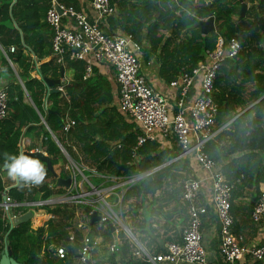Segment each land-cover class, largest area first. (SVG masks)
I'll return each mask as SVG.
<instances>
[{"label": "trees", "instance_id": "1", "mask_svg": "<svg viewBox=\"0 0 264 264\" xmlns=\"http://www.w3.org/2000/svg\"><path fill=\"white\" fill-rule=\"evenodd\" d=\"M48 1L0 0V46L8 60L16 64V74L21 81L14 78L6 84L7 111L0 119V168L3 167V154H17L20 136L29 131L35 133L37 139L41 138L42 150L51 164L61 158L59 148L40 122L41 114L69 156L76 159L79 155L81 163L96 173L130 175L157 166L154 171L127 186L121 202L134 196L144 197L159 192L165 202L177 203L184 216V206L176 200L182 182L192 177L188 174L186 160L175 158L178 150L168 151L157 141H145L140 146H134L136 123L111 103L114 98L111 86L108 80L102 78L95 63L92 65V75L82 79L85 64L82 59H68L64 55L62 63L54 61L50 48L51 32L44 21ZM58 1L76 10L83 6V1L79 0ZM196 1L177 0L175 4L172 0H111L113 4H118L119 9L120 6L125 9L123 15L118 12L119 29L131 34L139 43L141 39L146 40L143 53L156 54L159 60L158 74L166 81L173 78L181 66L190 67L200 60L205 49L214 47L217 35L237 39L239 50L233 57L223 60L217 73L224 62H232L233 75L240 77L239 84L234 83L233 86L251 83V89L241 101L231 95L222 96L212 92L217 104L214 122L219 129L204 143L203 149L211 158L219 161L220 172L233 186L236 178L256 186L258 182H264V131L260 126V122H264V0L249 4L242 17H239L238 0ZM206 8L213 15L214 30L201 34L198 22L207 17ZM10 44L14 46L13 51L6 50ZM4 63L10 71L7 61ZM61 66L63 72L70 69L72 73L68 81L61 83L66 97L60 91L50 92L44 108L46 86L42 78H58ZM23 88L31 103L23 99ZM245 102L252 103L241 112L231 111L235 105ZM63 115L73 120V125L64 134L61 132ZM237 151L241 154L230 156ZM123 163L129 164L126 170H118L116 164ZM46 172V177L51 178L52 173L47 169ZM58 176L65 178L67 174L59 170ZM93 178L100 179L91 176L93 182ZM52 180L55 181L53 177ZM2 189L0 178V192ZM64 189L63 186L50 188L45 183L22 189L16 182L7 189V193L14 201L22 202L37 198V193H40L38 198L43 200ZM42 208V217H29L8 230L0 209V250L2 234L6 232L12 256L22 264H51L56 259L54 247L59 245L65 248L62 264H78L80 260L76 258V250L79 234L74 232L72 244L67 241V220L72 215L70 206L61 203L44 205ZM49 214L53 217H49ZM104 233H110L108 226ZM88 234L93 237L94 233L89 231ZM131 247V243L123 240L118 249L111 252L107 263L120 264L114 260L118 253L121 262L137 264L129 257ZM252 264L262 263L253 260Z\"/></svg>", "mask_w": 264, "mask_h": 264}, {"label": "built area", "instance_id": "2", "mask_svg": "<svg viewBox=\"0 0 264 264\" xmlns=\"http://www.w3.org/2000/svg\"><path fill=\"white\" fill-rule=\"evenodd\" d=\"M93 15H88L83 10L65 6L58 0H49L44 12V21L50 32V48L54 61L62 63L63 56L68 59H82L85 64L82 79H86L92 72V65L103 62L112 67L117 83L116 107L126 117L137 125L135 147L146 140L156 139L157 134H172L179 145V153L175 158L187 152L192 153L195 161L206 173L210 181V204L214 210L218 223V255L226 264H236L245 257L252 261L264 263V243L247 245L243 243V236L231 229L232 215L230 212V195L233 183L226 180L219 170L217 162L203 149L204 143L219 129L215 126L214 117L217 104L213 99L214 80L219 65L226 57H233L240 48L239 42L233 36L225 38L217 35L212 49H205L202 58L192 67L182 69L168 82L169 88L174 89L175 98L173 106L169 107L165 95L150 87L140 72L138 64L139 45L131 34L120 32L107 34L99 26V21L115 14V6L111 0H89ZM173 1V0H172ZM176 2V1H174ZM12 44L6 47L13 51ZM3 54L4 50L0 49ZM6 56V55H5ZM7 59V58H6ZM9 62V60L7 59ZM10 63V62H9ZM197 84V93L189 100H185L190 89ZM62 90L61 84L55 86ZM6 86L0 87V119L7 111ZM73 125V120L67 115L61 118V130L66 132ZM53 141L63 154V171L69 178L65 188V197L54 196L46 199L35 198L29 201H14L3 187L0 193V209L5 224H7L8 210L18 205L29 209L33 214L35 210H43L42 206L53 204L54 200L72 198L73 203L83 206L77 219L72 215L67 220V241L72 244L75 231L79 234L76 253L80 261H89L91 253L98 244L95 238L88 235L89 214L95 211L98 221L107 225L110 222L120 223L128 235L126 239L132 244L131 252L136 257L151 262H167L168 264H205L206 251L202 244L200 222L207 206L197 200L201 179L191 177L185 179L180 187L179 200L186 213V222L182 227L179 239L163 243L160 251L147 252L138 242L131 230L123 223L122 194L127 186L136 183L148 174V171L135 172L130 175H102L96 173L81 163L80 156L76 159L69 156L65 148L54 136ZM75 151V148L72 147ZM22 149L18 150V153ZM45 154V152L42 150ZM84 169L88 171L85 174ZM90 176L99 177V180L109 181L102 186V182L91 181ZM55 180V178H54ZM47 187H52L53 182L45 178ZM38 187V186H33ZM116 187L119 191L115 192ZM27 188V187H25ZM109 193L114 195L111 205L104 198ZM113 205L117 209H113ZM36 206V208H32ZM87 208V211H85ZM25 209V210H26ZM20 212L17 213V215ZM13 215H16L13 213ZM250 219L257 224H264V188L259 193L250 210ZM49 217H53L49 214ZM8 230V229H7ZM115 233L118 230L114 229ZM115 241V242H114ZM122 240L118 237L107 245L109 252L116 251ZM54 254L63 257L65 248L62 245L54 247Z\"/></svg>", "mask_w": 264, "mask_h": 264}, {"label": "crops", "instance_id": "3", "mask_svg": "<svg viewBox=\"0 0 264 264\" xmlns=\"http://www.w3.org/2000/svg\"><path fill=\"white\" fill-rule=\"evenodd\" d=\"M79 1H83V6H82L81 10H83L85 13H87L90 16L93 15V11L90 9V6H89L90 1L89 0L88 1L87 0H79ZM126 1L136 2L139 0H126ZM174 1H176V2H174ZM193 1L197 2L196 0H193ZM203 1H207V0H203ZM243 1L246 3V8L249 4H253L256 2V0H243ZM173 3L177 4V0H173ZM114 6H115V14L113 16H110L109 18L102 19L99 21L100 28L107 34H117V33L122 32L119 29V22H118L119 17H117V16H118L119 11L123 15L125 9L122 6H120V9H119L117 3L116 4L114 3ZM155 15H157V13ZM204 19H202V20H204ZM213 24H214V21H213ZM137 43L139 45V53H138L137 60H138L140 72H142V74L144 75L146 83L150 87L162 92L165 95L168 106L172 107L173 106V100L175 98V91H174V89L169 88V86H168L169 80L168 81L164 80L158 74L159 60H158L156 54L149 53V54L145 55L143 53V47H145L147 44L145 39H141V42L140 43L137 42ZM0 49H1V46H0ZM6 58L7 57L0 50V87L6 86V84L14 78L21 83L20 79L18 78V76L16 74V69H17L16 64L12 63L11 61H9L10 62L9 63L7 61L8 58L7 59ZM5 61H7L8 65L10 67V71L7 70L5 63H4ZM94 66L101 72L102 78H105L106 80L109 81V84L111 86V91H112L113 96H114V98L111 100V103L114 104V106L116 107V104H117V97H116V95H117V83H116L115 78H114V71H113L112 67L103 63V62H97V63L95 62ZM190 67H192V66H190ZM187 68H189V67L186 65L181 66L179 71L177 72V74L182 69H187ZM233 68H234V63H232V62H229V63L224 62L223 63L222 68L217 73L218 76H217V80H216V83L214 86L213 93L214 94L218 93L219 95H222V96L223 95L224 96L231 95V97L234 96V98L237 99V101H241L242 99L244 100L246 98L247 91L249 89H251V83H240V85H238V87H234L233 86L234 83L239 84V78L240 77H235V75H233V71H232ZM6 73H8V74H6ZM10 74L12 75V77L9 80L8 76H11ZM71 74H72L71 70L68 69V70L63 72V76L60 79L63 82H66L71 78ZM91 75H92V72L89 75V77ZM89 77H87V78H89ZM54 88H55V86H54ZM197 89H198V86H197V84H195L190 89V91L188 92L185 100L189 101L197 93ZM56 91H59V90L56 89ZM60 92L65 96L64 89H62ZM47 94L48 93L46 90L45 95L43 97V107L44 108L46 107L45 101H46ZM23 95H24L23 99L25 101H28L29 103H31L29 96L27 95V92L24 90V88H23ZM255 101H253V102H255ZM251 103L249 102L246 104V102H245V104H243V105L237 104L232 108L233 110H231V111L237 112V113L241 112L244 109H246ZM39 118H40V122L42 123L43 127L47 130L50 138L53 140V137L54 136L56 137L55 133L52 132L47 127V125L45 124L41 114H39ZM128 119H130V118H128ZM229 121H227V122H229ZM260 126L263 127V131H264V122H260ZM136 127H137V125H136ZM137 131H138V129H137ZM61 132L63 134L65 133L62 130H61ZM146 141H157L160 143L162 148H166V149H168V151H176V150L179 151V145L176 142L175 136L172 134H169V133L165 134V135H160L158 133L156 136V139L146 140ZM37 142H38V139H37L35 133H33L32 131L24 132L19 138L18 150L22 149V150L32 151L33 149H35ZM72 147H74V146H72ZM240 154H241V152L237 151V152L230 154V156H237ZM61 155L63 157L62 153H61ZM230 156H226V157L228 158ZM180 157L185 159L187 162L188 174L191 175L192 177H197V178L201 179L200 189L198 191V199H199V202H201V203L204 202L207 204L206 212L204 215H202L201 222H200V229H201V234H202V244H203L204 249L206 251V263L205 264H226L219 257L218 250H217L218 223H217V220L215 217L214 210L210 204V195H211L210 194V181L206 177V173L200 168L198 163L195 161L192 153L187 152L185 154L180 155ZM58 161L55 164H51L52 168L54 166H57V165H58V167L61 168V166H59V164H58ZM216 162H217V164L219 163V161H216ZM44 166H45V164H44ZM58 167H57V170H54V168H53V170L55 171L57 176H58L59 170H61V169L58 170ZM180 172L182 173L183 170H181ZM52 177H54L53 174H52ZM0 178H1V181L3 184V187H6L7 189L9 187L14 186L16 183V181H13L11 178L8 177L7 171H5L4 167L0 168ZM51 178L47 177V179H49L50 181L53 182L52 187L58 186L56 184V180L53 181ZM236 179L237 180L234 181V186L232 189V194H231V199H230L231 209H232L230 211L231 215H232L231 229L233 232L239 233L243 236V243L244 244H247V245L263 244L264 243V224L260 225V224L252 222L250 219V216H249V211L251 209V203H253L252 201H255V199H256L255 195L259 193L260 189L264 188V182H258V184H256V186H255L252 183L249 184L248 181H242L241 178H236ZM96 181L102 182V183L104 182L103 180H96ZM59 186H61V185H59ZM115 192H116V190H115ZM64 193H65V189L63 190V194ZM156 193L159 194V192H156ZM156 193L153 194L156 197H155V200L153 201V203H151V204L147 203V199L150 198V195L143 197L144 201L142 203H139V204L143 205V206H141V216L138 215L139 213H137V211L135 209V211H134L136 213L135 216L136 215L139 216L138 217L139 220L131 222L134 225V227L137 229V231L139 232V236L143 240L140 239V241H139L137 238L136 239L141 244V246L149 253H152L153 251H160L163 247V243H165L167 241L178 240L180 231L186 222V213L184 216L182 215V213H180V210L178 209L179 206L177 203L165 202L163 200L164 197L162 196L160 198L159 196H161V194L158 196V194H156ZM39 194L40 193H37V195H36L37 198L39 197ZM52 195L53 194H51L50 196H52ZM176 202H180L179 195L177 197ZM63 203H67V202H63ZM56 204H61V202L55 203L53 205H56ZM144 205H146V206H144ZM46 206H52V205H46ZM25 209L24 208L23 209H21V208L12 209V212L17 215L18 212H20V214L23 213L25 211ZM36 212H41V210L37 209V210H35V213ZM184 212H185V209H184ZM34 214L32 213L31 217L35 216ZM38 217L39 216H36V218H38ZM1 218L3 219L2 215H1ZM3 223H4V226L6 227L4 220H3ZM90 227H92V225H90ZM90 227L88 228L89 230H90ZM113 228L116 229L115 226H113ZM89 230H87L88 233H89ZM110 233H111L110 235H112L111 239L115 240L118 237V235H117V237L115 236L117 234V232L115 233L114 230ZM88 235L90 236V234H88ZM92 236L93 237H91V236L90 237L95 238L97 240L98 244L95 246L94 250L92 251L91 257L89 258L88 263L89 264H107V261H104V260L109 258L111 252L108 253L106 250L103 251L101 249V248L104 249V245L102 244L103 239L99 235L93 234ZM3 237L6 239V232H4L2 234V238H1L2 245H3ZM153 253H155V252H153ZM117 254L114 256V260L116 259L120 264H126L125 262H121V259L118 258L119 255H117ZM54 256H56V259L51 264H62V260H61L62 257H58L55 254H54ZM129 257L134 259L135 261H137V264H168L167 262H164V261L154 263V262H151L149 260L146 261L142 258L136 257L135 255L132 254L131 249L129 251ZM76 258H78L77 254H76ZM15 260H17V259H15ZM81 262L82 261H79L78 264H82ZM252 262L253 261L249 257H245L242 260L238 261L236 264H252ZM127 264H129V262H127ZM262 264H264V263H262Z\"/></svg>", "mask_w": 264, "mask_h": 264}, {"label": "water", "instance_id": "4", "mask_svg": "<svg viewBox=\"0 0 264 264\" xmlns=\"http://www.w3.org/2000/svg\"><path fill=\"white\" fill-rule=\"evenodd\" d=\"M238 1H239V17H242L244 14L245 8H246V3L243 0H238ZM206 11H207V17L204 20H200L198 22L201 34H205L208 31L214 30L213 15L207 9H206ZM62 76H63V68L61 66L58 78H54V79L49 78V77H43L42 78V81H43L44 85L46 86L47 93L56 91L54 86L61 84L63 82L60 79ZM41 143H42L41 138H39L35 149H33L32 151L22 150L21 152H24L27 155H32L35 158L40 159L45 164V168L53 174V176L56 180V184L58 186L59 185H61L63 187L68 186L69 178L68 177L62 178V177L56 175L55 171L52 168V165H51L49 158L46 156V154H44L42 152ZM128 165H129L128 163L116 164L117 169L118 170L121 169L123 171L126 170ZM156 168H157V166L153 167L147 171H148V173H150V172L154 171ZM85 211H87V208H85ZM31 215H32V212L29 209L25 210L23 213H21L19 215H13L12 210L9 209L8 210L9 219L7 218L6 229H9L10 227L17 225L23 221H26L29 217H31ZM98 219H99V217L95 211L90 212L89 224H92L94 221H97ZM107 226H108L110 232H112L114 230L113 225L110 222L107 223ZM77 257H78V255H77ZM85 263L89 264L88 261H85ZM0 264H21L19 261L15 260L13 258L12 251L8 247V244H7V239H5L4 237H3L2 249L0 250Z\"/></svg>", "mask_w": 264, "mask_h": 264}, {"label": "rangeland", "instance_id": "5", "mask_svg": "<svg viewBox=\"0 0 264 264\" xmlns=\"http://www.w3.org/2000/svg\"><path fill=\"white\" fill-rule=\"evenodd\" d=\"M12 65V64H11ZM14 67V66H13ZM8 74V73H6ZM11 75V74H10ZM12 75L11 76H8L9 80L11 79ZM61 133V132H60ZM75 148V147H73ZM58 164L60 167L57 166H54V170H57V167H58V170L61 169L63 171V168H62V164H64L66 162L62 160V156L61 158L58 159ZM61 160V161H60ZM42 162V161H41ZM44 164V163H43ZM85 174H92V173H88V171L86 169L83 170ZM111 171V170H110ZM93 175V174H92ZM91 177V176H90ZM54 178V177H53ZM52 179V178H51ZM95 179V178H93ZM91 181H93L92 179H90ZM97 179H95L96 181ZM109 184V181H104L102 183V186H106ZM117 192L119 191V187H116L115 189ZM105 191H103V195H104V198L107 200V202H109L111 205L113 204L114 202V195L112 193H109L107 196H105L104 194ZM158 194V193H156ZM59 195H62L60 197H65V195H63V190L60 191V192H55L53 193L52 196L50 197H53V196H59ZM160 195V193L158 194V196ZM155 197L154 195H150V198L147 199V203L151 204L153 203V201L155 200ZM160 197V196H159ZM144 201V198L142 196H134V197H131L127 200H125L124 202L122 201V213H121V219L123 221V223L131 230V232L136 236V238L140 241V236H139V232L137 231V229L134 227V225L131 223L133 221H136V220H139V216H141V206H143L142 204H139V203H142ZM63 203V202H67L66 204L70 206V209L73 213V211H75L76 213L73 215V220L75 221L77 219V215L80 213L81 209L83 206H80L78 204H75L73 203V199L72 198H63L61 200H54L53 201V204L55 203ZM53 204H50V205H53ZM146 206V205H144ZM114 210L117 209V206L116 205H113L112 206ZM17 208H21L23 209L24 206L22 205H18L16 207H14L13 209H17ZM32 208H36V206H32ZM135 209L137 211V213H139L138 215L139 216H135ZM140 211V212H139ZM44 213V210H42L41 212H36L34 215L35 216H39L42 217ZM2 215V213H1ZM114 226L115 228L118 230L117 234L115 235L121 239V240H126L128 239V235L126 234V232L122 229V226L120 225V223L118 222H114ZM107 225L104 224V222H100V221H94V224L92 225V227H90V232L96 234V235H99L103 240L102 244L104 245V249L101 248L103 251H107L108 253H110L107 249V244L109 242H111L113 239H111L112 235H110L111 233H104L105 229H106ZM7 239V237H6ZM8 240V239H7ZM108 259V258H107ZM107 259H105L104 261H108ZM108 264V263H107Z\"/></svg>", "mask_w": 264, "mask_h": 264}, {"label": "clouds", "instance_id": "6", "mask_svg": "<svg viewBox=\"0 0 264 264\" xmlns=\"http://www.w3.org/2000/svg\"><path fill=\"white\" fill-rule=\"evenodd\" d=\"M3 167L7 170L8 177L18 182L22 189L42 185L47 175L41 160L24 152L18 154L5 152Z\"/></svg>", "mask_w": 264, "mask_h": 264}]
</instances>
